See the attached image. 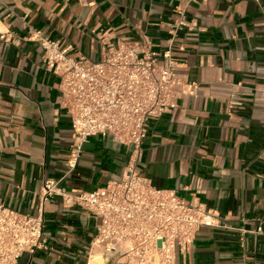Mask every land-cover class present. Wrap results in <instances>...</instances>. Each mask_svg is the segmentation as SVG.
I'll return each instance as SVG.
<instances>
[{"label": "crops", "instance_id": "1", "mask_svg": "<svg viewBox=\"0 0 264 264\" xmlns=\"http://www.w3.org/2000/svg\"><path fill=\"white\" fill-rule=\"evenodd\" d=\"M37 33L93 60L104 41L140 33L156 50L172 47L178 75L195 87L151 119L138 171L203 203L215 220L176 264H264V0H0V204L32 215L45 179L101 189L122 178L133 151L111 135L92 136L68 171L72 121ZM99 223L87 209L49 199L47 249L18 264H85ZM94 250L97 264H128Z\"/></svg>", "mask_w": 264, "mask_h": 264}, {"label": "built area", "instance_id": "2", "mask_svg": "<svg viewBox=\"0 0 264 264\" xmlns=\"http://www.w3.org/2000/svg\"><path fill=\"white\" fill-rule=\"evenodd\" d=\"M32 38L42 46L45 68L60 78L62 105L71 117L68 171L77 167L92 136L111 135L132 145L133 151L122 178L104 188L67 190L60 180L47 178L36 215L0 204V264H18L25 253L47 249L45 205L55 196L65 207H82L100 219L85 264H97L95 248L128 264H176L178 255L191 249L199 229L214 226L215 220L203 203L155 187L138 171L151 119L173 112L177 100L195 87L178 75L172 47L156 50L151 38L140 33L116 43L104 41L101 59L93 60L73 54L59 40L39 33Z\"/></svg>", "mask_w": 264, "mask_h": 264}]
</instances>
